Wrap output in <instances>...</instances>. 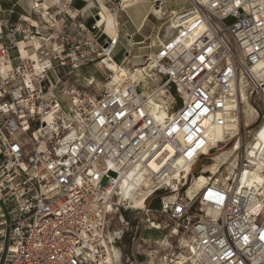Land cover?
I'll use <instances>...</instances> for the list:
<instances>
[{"label":"built area","instance_id":"obj_1","mask_svg":"<svg viewBox=\"0 0 264 264\" xmlns=\"http://www.w3.org/2000/svg\"><path fill=\"white\" fill-rule=\"evenodd\" d=\"M200 1L167 17L173 38L141 58L149 78L111 88L117 43L91 36L96 23L70 35L40 14L11 27L10 47L0 44V264H118L126 213L144 216L134 219L148 248L140 264H264V142L251 145L264 112L247 125L240 97L264 104V0ZM89 65L103 84L76 74ZM170 87L175 109L158 99ZM221 151H231L223 179L199 164ZM200 175L208 181L189 197ZM115 219L122 228L110 232ZM151 229L163 238L144 240Z\"/></svg>","mask_w":264,"mask_h":264},{"label":"crops","instance_id":"obj_2","mask_svg":"<svg viewBox=\"0 0 264 264\" xmlns=\"http://www.w3.org/2000/svg\"><path fill=\"white\" fill-rule=\"evenodd\" d=\"M155 2L159 3L160 12L168 18L190 8L189 0H0V44L10 47L11 27L19 25L21 19H27L33 25L38 24L42 21V14L45 21L58 22L59 28L62 23L68 25L70 35L79 33V25L91 29L96 23L100 26L99 31H91V36H101L99 41L102 44L116 37L117 47L125 45L122 53L126 50L124 56L131 62L130 50H146L147 55L174 36L168 34L170 21L161 22L163 18L156 11ZM85 37L88 38L83 35L81 39ZM20 39L14 36V42ZM10 55L15 56L16 51L11 49ZM16 64V60L12 62V66ZM79 70L76 74L87 78L79 75Z\"/></svg>","mask_w":264,"mask_h":264},{"label":"rangeland","instance_id":"obj_3","mask_svg":"<svg viewBox=\"0 0 264 264\" xmlns=\"http://www.w3.org/2000/svg\"><path fill=\"white\" fill-rule=\"evenodd\" d=\"M168 19L167 17L163 18V20L161 22H166ZM172 34H174V31L171 32ZM125 47V45H124ZM122 45H119L118 47L115 48L113 54H112V60L114 61V63L116 64H120L121 60L126 52L122 53V51H124V48ZM130 53L132 55V59L130 58L132 63L138 62L140 60V58H142L143 55H146L147 51L146 50H141V49H132L130 50ZM137 55V56H136ZM138 57V59H137ZM136 58V59H135ZM130 62V61H129ZM130 62V63H131ZM129 64V63H128ZM126 67H130L129 65H126ZM143 67V66H142ZM144 68V67H143ZM146 68V67H145ZM129 69V68H128ZM68 72V68L64 69V70H59V72H57V74L54 76L52 74L48 75L49 81L52 84L56 83V76L60 77L62 74H65ZM79 75L83 76V77H89L92 76L94 78V80L98 83V84H103L106 79L104 78V74L102 73V71H100L98 68H94L92 65H89L88 67L85 68H81L79 70ZM153 77V76H152ZM155 83L154 82H150L146 81V85L145 87L147 88H151ZM169 93L170 95H166V99H162V98H158L161 101H166L167 103H169V105L175 109L177 108L180 103L181 100L179 99V97L176 95V92L174 90V87H170L169 89ZM171 98H173L174 100H172ZM249 106L252 107L253 109L255 108L256 111L258 112V118L257 121L259 122L261 120L262 117V113L264 112V104L261 102L260 97L259 96H253L251 98H249ZM252 106H251V105ZM244 109V108H243ZM254 109V110H255ZM243 114L245 115L244 120L245 122L248 121L249 123L251 121H253V118H249L243 110ZM231 145H229L226 149H229ZM221 152L219 153H215L214 158H216L217 156H219ZM212 159V160H213ZM204 164V167L207 165H210L212 162H208L207 161V157H203L200 160L199 164ZM203 167V168H204ZM197 169V168H196ZM228 168L225 166H223L220 169V176L221 179L224 178V174L225 171ZM195 182V181H194ZM157 206V197L151 199L148 202V207L149 208H155ZM126 220H131V226L128 227L126 230H123V235L121 236L119 241H116L113 245H112V251L113 254L115 255V257H118V264H140L142 262L145 261V257L144 254L147 251V247L143 246L144 248L142 250H139L138 248V242L136 237L139 235V229L138 231L135 229V225H136V220L134 219H140V218H144L143 214H141L140 216H138L137 218L134 217L131 213H126ZM170 226V224H169ZM122 228V225L119 224L118 220L115 219L113 222H111V224L109 225V231H118ZM165 233L164 231H156V230H145L142 232V238L146 241H155V240H160L161 238H163V235ZM119 235L118 232H116L114 235ZM117 235V236H118ZM172 252H176L177 254H180L181 251L178 250V248H176V243H174V248L172 250ZM182 256H184V254H181Z\"/></svg>","mask_w":264,"mask_h":264},{"label":"bare ground","instance_id":"obj_4","mask_svg":"<svg viewBox=\"0 0 264 264\" xmlns=\"http://www.w3.org/2000/svg\"><path fill=\"white\" fill-rule=\"evenodd\" d=\"M204 1L205 0H201L200 2L202 3ZM174 28H175V24L169 22L167 30L169 31L168 34L170 36L172 34L171 32L174 31ZM115 41H116V39H115ZM116 43H117V41H116ZM155 52H153V53H155ZM153 53H148L147 55H152ZM137 59H138V57H137ZM126 65L130 66V67H128L129 69L126 67ZM142 65H144V64H142L141 58H140V60L138 62H135V63H130L129 60L127 59V61L124 64H122V65H116L114 62L113 63H107L108 69L112 72V75H111L112 79L109 81L107 86L111 88V87L117 85L120 82H124L125 81V82L131 84L133 82L149 78L150 77L149 76V72L151 71L152 68H149V69H148V67L143 68ZM143 81H145V80H143ZM240 97H241V104H242V113H243V110H244V113L249 118H253L254 117V119H256V111L252 107L249 106V104H248L249 103L248 96L246 95V93H244L243 89H240ZM149 101L151 103V106H152V109H153V113L155 115L162 116L163 118L168 117L162 110H160L161 104H159V102L155 101L152 98V96H150V95H149ZM243 116L245 117L244 114H243ZM244 122H245V120H244ZM245 123L247 125L250 124L248 121H246ZM233 127H234V125H233ZM263 142H264L263 132L261 133V132L258 131L254 135V142L251 145L256 147V149H259ZM230 153H231V151H221L219 156L214 158L210 165H207V166H205L203 168V172L204 173H208L211 176H214V175L218 174L220 172V169L223 166L227 165V162H225V160L227 159V156ZM230 164H232V163H230ZM151 167H152V169L154 171H157V169L159 168V165H155L154 163H152ZM138 180L135 181L136 185H139V181ZM194 181H193V184L187 190V194H188L189 197H191L194 193H196L198 190H200L207 183L208 179L206 178V176L200 175L198 177V179H196ZM133 206L136 207V208H142L143 206H142L141 199H135L134 203H133ZM184 258L185 257L183 256L181 258V260H183Z\"/></svg>","mask_w":264,"mask_h":264},{"label":"water","instance_id":"obj_5","mask_svg":"<svg viewBox=\"0 0 264 264\" xmlns=\"http://www.w3.org/2000/svg\"><path fill=\"white\" fill-rule=\"evenodd\" d=\"M158 1V0H157Z\"/></svg>","mask_w":264,"mask_h":264}]
</instances>
